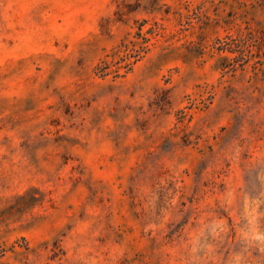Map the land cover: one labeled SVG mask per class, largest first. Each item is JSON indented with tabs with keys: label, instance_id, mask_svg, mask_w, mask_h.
<instances>
[{
	"label": "rangeland",
	"instance_id": "rangeland-1",
	"mask_svg": "<svg viewBox=\"0 0 264 264\" xmlns=\"http://www.w3.org/2000/svg\"><path fill=\"white\" fill-rule=\"evenodd\" d=\"M0 264H264V0H0Z\"/></svg>",
	"mask_w": 264,
	"mask_h": 264
},
{
	"label": "trees",
	"instance_id": "trees-1",
	"mask_svg": "<svg viewBox=\"0 0 264 264\" xmlns=\"http://www.w3.org/2000/svg\"><path fill=\"white\" fill-rule=\"evenodd\" d=\"M138 56V55H137ZM137 56H135V57H137Z\"/></svg>",
	"mask_w": 264,
	"mask_h": 264
}]
</instances>
